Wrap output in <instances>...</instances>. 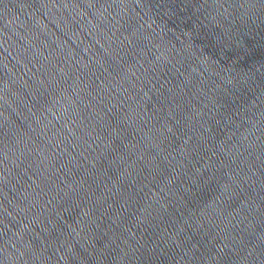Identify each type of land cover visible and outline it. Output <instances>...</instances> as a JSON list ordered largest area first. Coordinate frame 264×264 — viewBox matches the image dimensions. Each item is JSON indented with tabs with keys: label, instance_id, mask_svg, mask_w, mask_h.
Wrapping results in <instances>:
<instances>
[{
	"label": "water",
	"instance_id": "water-1",
	"mask_svg": "<svg viewBox=\"0 0 264 264\" xmlns=\"http://www.w3.org/2000/svg\"><path fill=\"white\" fill-rule=\"evenodd\" d=\"M0 264H264V0H0Z\"/></svg>",
	"mask_w": 264,
	"mask_h": 264
}]
</instances>
